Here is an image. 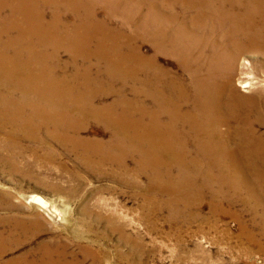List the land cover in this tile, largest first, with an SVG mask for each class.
Returning <instances> with one entry per match:
<instances>
[{"label": "bare ground", "instance_id": "bare-ground-1", "mask_svg": "<svg viewBox=\"0 0 264 264\" xmlns=\"http://www.w3.org/2000/svg\"><path fill=\"white\" fill-rule=\"evenodd\" d=\"M244 55L264 59V0H0V169L19 173L25 152L59 160L56 146L119 188L143 179V205L158 201L170 225L178 216L204 222L206 202L210 218L232 216L239 241L264 252V112L233 85ZM25 199L58 217L47 198ZM95 215L116 250L77 237L78 256L53 241L31 261L3 258L30 244L38 226L0 218V264H146L126 215Z\"/></svg>", "mask_w": 264, "mask_h": 264}, {"label": "rangeland", "instance_id": "rangeland-1", "mask_svg": "<svg viewBox=\"0 0 264 264\" xmlns=\"http://www.w3.org/2000/svg\"><path fill=\"white\" fill-rule=\"evenodd\" d=\"M141 50L145 52L146 47L142 46ZM260 56L244 55L239 58L236 62L238 65H234L233 85L239 97L256 96V102L263 107L264 112L262 94L264 59H260ZM64 58L66 59L65 56L62 57V59ZM160 61L165 66H172L168 60ZM244 82L248 85L242 88ZM259 131L264 133V125L259 127ZM27 145L31 146V144ZM50 146L60 157L59 160H39L41 159L39 154H43L39 148L38 155L35 156L37 159L28 152L21 154V158L16 162L19 173L9 175L7 171L0 169V203L2 204L0 218H13L17 223L34 221L35 227L38 226L40 229L30 244L8 252L3 258L4 261L21 258L22 255L26 261L38 259L49 251L44 244L47 243L46 245L50 246L53 241L61 245L67 254L72 253L78 256L77 237L80 238L81 243H78L80 245L83 243L86 246L93 244L91 245L93 247L97 244V246L102 247V250H116L112 246L115 243L116 235L110 238L109 236L105 237L104 222L97 225L98 222L93 221L94 215L100 212L103 215H116L120 222H126L128 219L129 222L131 221L130 233L133 238L142 240L145 253L140 256V259L144 260L146 264H180V261H177L178 256L185 257L183 264H264V252L239 241L237 238L239 224L236 219H232V216L224 215L218 219L210 218V206L205 202L198 210L204 222L186 225L183 222L184 218L178 216L172 218L174 223L170 225L166 222L170 217V212L167 209H160L158 201H154L155 204L152 207L151 204L143 205L144 201L141 196L144 193L141 190L144 184L143 179L139 180V187L133 186L129 189L130 191L119 188L116 184L109 183L106 178H95L88 175L82 169L75 167L72 159L61 156L62 153L56 146ZM25 150L33 151L34 149ZM1 156H6V153L0 152ZM30 178L36 179L39 185H34L35 183L29 181ZM31 194L43 196L50 200L60 215H58V219L50 218L36 205L27 203L25 198ZM146 209H151L155 216L150 217ZM84 210H87L89 214L85 211V215L82 212ZM125 215L128 218L126 220ZM243 217V221L250 224L251 216L245 215ZM4 228V231L7 232L11 227L6 225ZM253 232L256 237L259 236L256 228L253 229ZM96 235L97 238H95ZM100 238L105 240H100ZM40 245L44 248L39 247ZM117 249L124 250L123 247Z\"/></svg>", "mask_w": 264, "mask_h": 264}]
</instances>
